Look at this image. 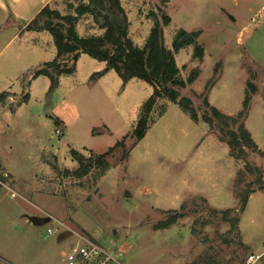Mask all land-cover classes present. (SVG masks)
Returning <instances> with one entry per match:
<instances>
[{"label":"rangeland","instance_id":"rangeland-1","mask_svg":"<svg viewBox=\"0 0 264 264\" xmlns=\"http://www.w3.org/2000/svg\"><path fill=\"white\" fill-rule=\"evenodd\" d=\"M44 1L0 0V91L10 90L9 100L0 103V167L19 193L0 194V264H65L63 251L81 242L77 233L121 251L123 264H243L250 253L263 251L264 191L251 193L240 214L238 237L221 212L211 209L239 207L234 190L245 185L237 183L244 160L229 154L217 129L210 131L208 123L196 122L168 98L158 100L143 139L131 148L128 136L126 148L108 155L111 166L103 176L98 170L81 178L60 172L77 166L71 148L104 152L131 133L152 86L133 78L123 88L113 69L92 80L105 62L82 53L76 71L61 75L49 95V77L33 73L55 56L56 45L48 31L25 29ZM122 2L139 45L153 24L152 11L171 15L164 29L168 46L181 27L201 30L197 39L205 47L203 59L193 56V45L176 54L182 76L200 69L182 89L200 115L203 92L220 110L236 114L249 82L258 86L246 125L264 151V0ZM51 4L69 11L66 0ZM77 28L81 35L103 31L88 14ZM248 158L264 166L258 152ZM254 178L247 173L245 181ZM183 203L185 215L176 223L155 227L167 210ZM57 220L64 225L57 227Z\"/></svg>","mask_w":264,"mask_h":264},{"label":"trees","instance_id":"trees-1","mask_svg":"<svg viewBox=\"0 0 264 264\" xmlns=\"http://www.w3.org/2000/svg\"><path fill=\"white\" fill-rule=\"evenodd\" d=\"M66 4L69 10L67 13H63L50 3L45 4L25 26L27 30L48 31L56 45V55L45 61L33 73V77L39 75L49 77V95L59 86L61 75L73 74L76 71L77 61L82 53L106 63L105 68L93 72L90 79L95 80L113 69L121 77L123 88L131 79L139 78L148 82L153 91L143 101L131 133L104 152L91 150L87 154L71 148L70 154L77 162V166L65 168L60 172L66 176L81 178L98 170L99 175L103 176L111 166L108 155L118 147L126 148L128 136L133 138L131 148L143 139L154 121L152 112L158 100L168 98L179 104L196 122L203 120L208 123L210 131L217 129L221 139L228 144L229 154L235 159L244 160V168L239 170L237 183L245 185L240 190L236 186L234 190L239 199V207L211 209L215 214L221 212L222 219L229 221L231 230L240 237V214L246 209L251 193L256 190L264 191V166L253 165L248 158L251 152H258L264 156V151L246 126L251 100L253 94L258 91V86L252 81L249 82L242 109L236 114L223 112L212 104L208 93L203 92L205 110L200 115L193 99L182 93V89L196 80L200 69L194 67L188 76L184 77L176 59V54L189 45L194 46L193 56L203 59L205 47L197 39L200 29L179 28L171 46H168L164 29L170 24L171 15L163 11L161 14L152 11L153 24L145 42L139 45L130 34L131 20L122 0H66ZM86 14L92 16L97 26L103 30L102 33L91 35L79 33L77 24ZM216 78L215 75L207 82L208 90L210 85L215 84ZM8 96V92H1L0 101H5ZM28 98L27 92L23 99L27 101ZM165 111L166 108L163 107L161 113ZM57 123L61 124L60 120H57ZM93 131L96 132V128ZM131 148L125 150L123 160L129 156ZM53 166L55 170L59 169L56 165ZM247 173L254 174L255 178L246 182ZM185 208L186 203H183L179 209L167 210L168 216L157 222L155 227H168L176 223L185 215Z\"/></svg>","mask_w":264,"mask_h":264},{"label":"built area","instance_id":"built-area-1","mask_svg":"<svg viewBox=\"0 0 264 264\" xmlns=\"http://www.w3.org/2000/svg\"><path fill=\"white\" fill-rule=\"evenodd\" d=\"M257 19V18H253ZM61 128H57L56 132L61 133ZM4 193L10 197H17L19 193L10 184L7 178V173L1 172L0 174V194ZM64 225L63 222L57 220L56 226L60 227ZM49 233L53 232L52 228L48 229ZM81 239L80 243L71 245L68 250L63 251L65 258V264H123L120 256L122 252L116 248L108 247L101 242L81 235L77 233ZM264 256V250L261 252L250 253L243 264H263L262 257Z\"/></svg>","mask_w":264,"mask_h":264},{"label":"crops","instance_id":"crops-1","mask_svg":"<svg viewBox=\"0 0 264 264\" xmlns=\"http://www.w3.org/2000/svg\"><path fill=\"white\" fill-rule=\"evenodd\" d=\"M51 1H52V0H45V1L40 5V7H39L38 10H40V8H42V7H43L45 4H47V3H50V4H51ZM51 5H52V4H51ZM41 6H42V7H41ZM35 15H36V14H35ZM35 15H34V16H35ZM144 42H145V41H144ZM55 55H56V54H55ZM105 66H106V63H105ZM104 68H105V67H104ZM104 68H102V69H104ZM102 69H100V70H102ZM96 71H98V70H96ZM94 72H95V71H94ZM49 85H50V84H49ZM5 91L9 93L10 90L0 91V93H1V92H5ZM152 91H153V88H152ZM11 92H12V91H11ZM151 93H152V92H151ZM151 93H150V94H151ZM13 94H14V93L12 92V94H11V99H12L13 96H14ZM150 94H149V95H150ZM9 96H10V93H9ZM9 96L7 97L8 100H9ZM5 101H6V100H5ZM5 101H4V102H5ZM0 103H3V101H0ZM142 103H143V102H142ZM141 105H142V104H141ZM135 112H136V111H135ZM246 126H247V125H246ZM248 129H249V128H248ZM252 136H253V135H252ZM0 171L3 172V174H4V173H7V174H8L7 170H6L5 168H3V167H0Z\"/></svg>","mask_w":264,"mask_h":264},{"label":"water","instance_id":"water-1","mask_svg":"<svg viewBox=\"0 0 264 264\" xmlns=\"http://www.w3.org/2000/svg\"><path fill=\"white\" fill-rule=\"evenodd\" d=\"M164 1H166V2H167V1H169V0H164Z\"/></svg>","mask_w":264,"mask_h":264}]
</instances>
